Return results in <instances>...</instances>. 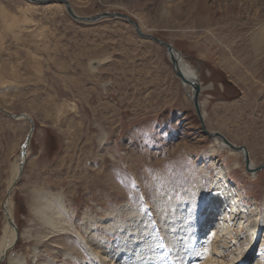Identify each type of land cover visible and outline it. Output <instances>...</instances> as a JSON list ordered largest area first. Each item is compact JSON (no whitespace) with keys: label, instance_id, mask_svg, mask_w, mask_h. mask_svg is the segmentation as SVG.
<instances>
[{"label":"rangeland","instance_id":"obj_1","mask_svg":"<svg viewBox=\"0 0 264 264\" xmlns=\"http://www.w3.org/2000/svg\"><path fill=\"white\" fill-rule=\"evenodd\" d=\"M68 1L80 16L127 13L173 44L197 70L207 129L246 146L255 167L264 163V41L256 51L255 24L233 20L257 13L253 20L264 21V0ZM21 113L35 123L10 194L20 230L13 251L24 264H134L144 246L140 264H201L187 245L188 257L179 251L173 231L190 236L193 226L200 229L208 194L224 192L225 214L240 208L245 217L221 233L223 252H251L247 264H258L264 232L253 247L247 242L256 205L264 212V167L248 172L242 153L202 131L166 49L127 21H80L55 0H0V237L6 182L31 129L29 120L11 116ZM36 188L58 201L64 232H50L33 214ZM242 226L249 231L241 233Z\"/></svg>","mask_w":264,"mask_h":264},{"label":"bare ground","instance_id":"obj_2","mask_svg":"<svg viewBox=\"0 0 264 264\" xmlns=\"http://www.w3.org/2000/svg\"><path fill=\"white\" fill-rule=\"evenodd\" d=\"M29 2H31V1H29ZM256 16H257V13L252 14V17H249V20L247 22H244V20H243L244 17L243 16H241L242 18L239 19V20H237V19H235L233 17V20L235 22H240L242 24H247V23H249V24H255L254 25L255 26L254 27L255 29L251 33V35L253 36L251 41L254 44L255 50L257 51L259 49V47L262 45L263 41H264V21H257V22H255L253 20V18H255ZM178 58H179L180 68H181L182 72L188 78H190V79H196V80L200 81L199 75L197 74V70H195V68L192 65H190L182 57V55L180 53L178 54ZM257 60L258 59L255 57V61H257ZM249 69H252L251 66H249ZM247 81L248 80H245V82H247ZM212 83H210V84H212ZM182 84L188 90L189 97L191 99H193L192 97H193L194 91H193L192 86L187 85V84H184V83H182ZM202 112H203V110H202ZM203 116H204V119H205L204 113H203ZM29 118L30 117H25L23 119L29 120ZM199 124H201L200 121H199ZM201 128H202V126H201ZM206 128H207V126H206ZM202 131H203V129H202ZM209 132H211V130H209ZM206 135H208V134L206 133ZM208 136H210V135H208ZM211 138H214L215 143H217L221 148H227L230 151H236L238 153H242L243 156L245 157V154H244V150L243 149H240V150L238 149L237 150L235 148H232L229 145H227L226 143H224L223 140H221L219 137H211ZM26 143H27V139L24 142V144L22 145L21 151H20L17 159L12 163V166H11V169H10V174H9V177L7 179V182H6L5 196H4V198H3L2 202H1L2 213H3V222H4V224H3V228H2V235L0 237V264L2 262H4V261H7V264H24L26 262V258L25 257H23L19 253H15L13 251V248L15 247L16 242H17V240H18V238L20 236V230L18 229L17 222L15 220V215H14V212H13V209H12L13 208L12 207L13 204H12V200H11V196H10V194L12 193V191L15 188L14 185L17 182L18 176L20 175V172L22 171L23 164H24V162H26V156L28 155V150H27V155L24 153V150H23V147H24V145ZM240 146H243V145H240ZM240 146L235 145V147H237V148L240 147ZM217 150H218L217 148L215 149L214 147H212V149L210 150V152H211V154H215L217 152ZM250 166L252 168H256L255 167L256 165L253 162V160H251ZM245 167H246V165H245ZM223 174H224V172L222 171V169L221 170L219 169L218 174H217V177L219 178V180H222V182H223V179H225V176ZM253 174H256V173H253ZM1 175L2 174H0V176ZM226 181H228V180H225V182ZM211 187L213 189L212 190L213 192L214 191H217L220 188L217 183L216 184H212ZM1 188H2V181H1V178H0V192H1ZM198 190L201 193L200 195H202V193H204L206 191L205 187L202 186L200 184V182H199V189ZM225 190H227V189H224V191ZM208 195H209V197H207V200H208V202L210 201V205H209V207L207 209H205L206 214H207V218L205 220L198 221L199 222L198 224L201 227V228L199 227L200 229H198L197 224H196L197 227H195V226L192 227L191 226L192 229H193L192 230V234L190 236H187V235H184V232H180L179 230H176V227H175V230L176 231H173L174 232L173 235H176L177 241H175L176 240L175 239L174 242L175 243L178 242V245L177 246L179 248V251L186 253V255H187L186 257H188V255L191 253L190 258H191L192 262L200 261L201 264H247V258L249 257V255L251 254V252H249L250 254L248 253L244 257H243L244 254L237 256L236 255L237 252L236 253H232V255H228L229 253L226 254V253L223 252V247L220 244L221 241H224L225 242V240L223 238V235H222L223 234V231L225 230L224 231V234L225 235L226 234L229 235L230 233L227 232V231H232V229H233L232 227H234L235 221L237 222L236 219H238V221H239L241 219V216H242L243 213L241 214V211L239 210L240 208L237 207L239 209H237V210L235 209L233 212L232 211L230 212V216L233 217V223L230 224V225L226 224L229 219L232 220V217L231 218L228 217L229 213L228 214H225V211L227 210V207H228L227 204H225L224 207H223L225 209H221V207L223 205V202L222 201H225V197H224L225 196V192L222 193V196L221 195H216V197H214L215 194H212V196H210L211 194H208ZM57 202L58 201H55L54 196L50 192L45 191L42 188H36V189H34V192H33V202H32V206H31L32 212L45 225H47L46 228L48 227L49 228L48 230L50 232H54V231L55 232H57V231L64 232L63 229L60 228L61 225L59 223V218L62 216V214H63L62 212L63 211H61V209L58 207L59 205L57 204ZM256 206H257V211H256L255 215H253V216H255L254 219H253V222L255 221L253 223V228H254V232L255 233L254 232L253 233L250 232L249 235H252V237H251V239L249 238L250 240H249V242H247L248 244H251L253 242L252 243V247H253V245H255L256 241L259 238H261L262 233L264 232V212L260 209V207L258 206V204ZM62 207L65 209V206L64 205H62L61 208ZM218 215H220V219L222 221L219 224H217V222H216V220L218 218ZM242 217H245V216H242ZM227 226H228V228L226 229ZM204 228H206L207 231H205ZM240 228H241L240 229L241 233H244L245 231L246 232L249 231L248 229H245L246 227H244V226H242ZM149 230H151V229H149ZM215 230H218V232L217 231L215 232ZM129 231L131 232V228L129 229ZM134 234H135V232H134ZM237 234H239V233H237ZM26 235H27V233L25 231H22V236H26ZM196 239L198 241H200L201 244H199V245L200 246L202 245L199 248L201 250H199L197 247L195 248L194 245H193V241L196 240ZM151 240H153V239H151ZM236 241H238V240H236ZM239 241H240V239H239ZM207 242H209L208 245H207ZM229 243H234V242L233 241H231V242L229 241ZM204 244L207 245V248H205L206 249V252H205L204 247H203V246H205ZM186 245L190 248V250L192 249L193 252L188 251V252H190L188 254V252L186 251L187 250ZM230 246H231V244H230ZM135 247H137V246L135 245ZM138 247H139V245H138ZM144 247H146V246H144ZM144 247H141V248L139 247L140 249L137 248V249H139L138 250L139 251V254L138 255H135V256H137V261H136V263L133 262L134 264H140V261L144 258V256H145L144 249H143ZM224 249H227V248H224ZM149 250H152V248L149 249ZM260 250H261L260 255H259L260 259L257 260V261H258V264H264V243L261 246V249ZM34 251L36 252V249H34ZM227 251H230V250H227ZM244 251H246V250H244ZM93 253L96 256V257L94 256V258L99 257V255L97 253H95L94 251H93ZM158 254H159V252H158ZM150 255H151V253H150ZM152 255H153V253H152ZM181 256H182V258L184 257L183 255H181ZM228 256H230V258H228ZM162 258H164V257H162ZM134 259H135V257H134ZM144 261H145V259H144ZM147 261H149V260H147ZM157 263H160V264H169L166 261V259L158 260L156 262V264ZM182 263H183V261H182ZM102 264H107V262L106 261H103ZM124 264H125V262H124ZM141 264H145V262L143 263V261H142Z\"/></svg>","mask_w":264,"mask_h":264},{"label":"water","instance_id":"obj_3","mask_svg":"<svg viewBox=\"0 0 264 264\" xmlns=\"http://www.w3.org/2000/svg\"><path fill=\"white\" fill-rule=\"evenodd\" d=\"M28 1H31V2H34V3L43 4V3H46V2H49V1H52V0H28ZM55 1L64 3L66 8H67L68 13L73 18H75L77 20H80V21L95 22V21H98V20L103 19V18H120V19H123V20L127 21L129 24H131L135 28L137 34L140 37L148 39V40H152V41L158 43L159 45H161L162 47H164L166 49V51L168 53V56L170 58V61L172 63V68H173V71H174L175 75L181 80L182 83L190 85L193 88L194 93H193L192 101L194 103L196 115L198 117V120L201 123L203 131H205L211 137H219L221 140H223L224 143H226L227 145H229L232 148H235L237 150L238 149L239 150L243 149L244 150V154H245L244 162H245L247 171H249L251 173H257L258 171L263 169L264 163L261 164L260 166L256 167V168H252L250 166L251 159H250L249 152H248L246 146H240V147L237 148V147H235V145L231 141H229L219 131H211V132H209V130L206 128L205 119H204L203 112H202V101L200 99V95H201V92L203 90L202 83L200 81L196 80V79L188 78L182 72V70L180 68L179 58H178V54L180 52L173 46V44H171L170 42H167V41H165V40H163V39H161V38H159V37H157V36H155L153 34L146 33L142 29L140 23L137 20H135L132 16L127 14V13L105 11V12H102V13H100L98 15H95V16H80L74 11L71 3L68 0H55ZM11 116L13 118H16V119L29 117L25 113L11 115ZM29 121L31 122V129H30L29 135L27 137V143L23 147L24 153L26 155H27V150H28V144H29V142L31 140V136H32L34 128H35L34 120L31 117L29 118ZM21 173H22V171L20 172V175H21ZM15 186H16V184L14 185V187Z\"/></svg>","mask_w":264,"mask_h":264}]
</instances>
